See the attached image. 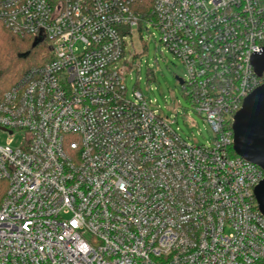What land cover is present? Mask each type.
Instances as JSON below:
<instances>
[{
  "label": "built area",
  "instance_id": "2783aa9c",
  "mask_svg": "<svg viewBox=\"0 0 264 264\" xmlns=\"http://www.w3.org/2000/svg\"><path fill=\"white\" fill-rule=\"evenodd\" d=\"M0 24L51 51L0 100V132L22 136L0 145V264H264V169L231 155L264 83V0H0ZM151 27L206 145L126 93V40Z\"/></svg>",
  "mask_w": 264,
  "mask_h": 264
},
{
  "label": "rangeland",
  "instance_id": "374dc122",
  "mask_svg": "<svg viewBox=\"0 0 264 264\" xmlns=\"http://www.w3.org/2000/svg\"><path fill=\"white\" fill-rule=\"evenodd\" d=\"M133 31L135 33L132 38L126 40L128 47L125 50L129 70L123 82L128 97L134 90L140 91L145 100L151 102V108L163 116L173 119L176 113L173 128L178 129L183 140L198 145L208 144L213 133L202 117L191 108L177 80L185 78L186 70L182 61L159 43V33L155 28L140 33ZM10 139L13 147L22 143L21 135L11 137L0 132V145L10 143Z\"/></svg>",
  "mask_w": 264,
  "mask_h": 264
},
{
  "label": "water",
  "instance_id": "95a60500",
  "mask_svg": "<svg viewBox=\"0 0 264 264\" xmlns=\"http://www.w3.org/2000/svg\"><path fill=\"white\" fill-rule=\"evenodd\" d=\"M252 66L258 77H264V50L252 57ZM177 80L182 84L181 79ZM232 131L236 155L264 169V83L245 98L234 115ZM253 195L264 217V180L254 188Z\"/></svg>",
  "mask_w": 264,
  "mask_h": 264
},
{
  "label": "trees",
  "instance_id": "16d2710c",
  "mask_svg": "<svg viewBox=\"0 0 264 264\" xmlns=\"http://www.w3.org/2000/svg\"><path fill=\"white\" fill-rule=\"evenodd\" d=\"M50 59L51 51L44 40L32 36L21 38L0 24V100L28 69ZM231 155L236 156L233 148Z\"/></svg>",
  "mask_w": 264,
  "mask_h": 264
}]
</instances>
